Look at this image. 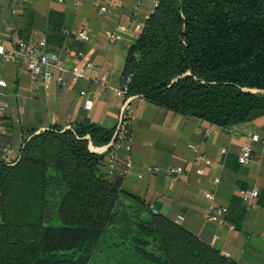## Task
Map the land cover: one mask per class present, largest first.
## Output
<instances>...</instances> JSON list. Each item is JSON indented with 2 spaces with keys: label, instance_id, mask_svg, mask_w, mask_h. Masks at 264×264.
<instances>
[{
  "label": "trees",
  "instance_id": "trees-1",
  "mask_svg": "<svg viewBox=\"0 0 264 264\" xmlns=\"http://www.w3.org/2000/svg\"><path fill=\"white\" fill-rule=\"evenodd\" d=\"M121 77L128 95L217 127L263 114L264 0H157ZM113 132L88 119L52 126L0 163V225L37 236L22 254L34 264H238L102 171L90 143Z\"/></svg>",
  "mask_w": 264,
  "mask_h": 264
},
{
  "label": "crops",
  "instance_id": "crops-1",
  "mask_svg": "<svg viewBox=\"0 0 264 264\" xmlns=\"http://www.w3.org/2000/svg\"><path fill=\"white\" fill-rule=\"evenodd\" d=\"M102 3L107 4V12L98 11ZM135 4L136 0H0V44L9 46L18 39L34 42L45 37L49 49L62 55H66V47L79 50L81 63H94L85 78L72 87H61L53 81H33L21 57L0 58V75L6 81L5 93L0 96V163H13L23 140L32 132L52 126L71 128L85 119L115 128L124 100L118 93L121 72L127 47L135 40L131 21ZM137 5L139 16L146 18L152 1L139 0ZM80 26L89 30L88 41L77 37ZM111 31L118 33L114 43L109 41ZM72 61L66 56L68 67ZM80 90H86L93 100L90 109L84 107ZM129 103L130 149L122 144L111 162L110 141L90 143L92 151L105 154L102 171L121 176L125 191L225 257L238 264H264V143L250 142L249 161L244 164L238 160L251 134L264 137V113L217 127L155 105L142 96L130 95ZM207 130H211L209 134ZM193 146L205 154L209 165L194 159ZM127 156L131 165L120 174ZM147 166H158L159 170L150 172ZM170 166H182L183 172L173 179ZM245 188L258 191L248 208L239 195ZM206 192L212 197H206ZM218 205L227 206L223 222L208 218Z\"/></svg>",
  "mask_w": 264,
  "mask_h": 264
},
{
  "label": "built area",
  "instance_id": "built-area-1",
  "mask_svg": "<svg viewBox=\"0 0 264 264\" xmlns=\"http://www.w3.org/2000/svg\"><path fill=\"white\" fill-rule=\"evenodd\" d=\"M58 2H63L64 0H57ZM131 10V21L135 28V39L138 37L143 29L144 22L146 18L139 16V10L137 2ZM152 1V8L150 13L153 12L154 8L157 6V0ZM98 11L103 13L108 11V6L105 3L98 5ZM77 37L82 41H88L90 38L89 30L86 26H80L76 32ZM118 38V33L116 31H111L109 33V41L114 43ZM66 55L60 54V52L49 49L47 46V40L45 37L39 38L37 41L29 42L23 39H18L9 46L0 44V58L3 60H12L15 58H23L25 60L26 70L33 81H42L45 83L55 82L61 87H72L79 80L86 77L87 71L94 67V63L91 60H86L85 62H80L82 52L79 50H74L72 48H64ZM69 56L73 58L71 66L65 64V58ZM105 78V76H103ZM129 78L122 81L118 93L124 96V100L120 106L119 116L117 123L114 128L113 136L110 140V158L112 162L115 158L118 149L122 144H124L127 150L130 149V123H131V109L129 103L130 95L127 94V82ZM6 81L0 75V96L5 93ZM79 96L82 98L83 105L86 109H90L93 105V100L88 96L86 90H80ZM2 112L3 108L0 105V130L2 127ZM211 130H207L205 133L209 134ZM249 140L244 143L241 147L238 160L240 163H247L250 159V142H261L264 143V137L254 133L248 138ZM195 155L194 159L197 162L203 163L204 165H209L210 160L200 152L195 146L192 147ZM130 159L127 156L124 166L120 170V174H124L128 171L130 167ZM110 171H112V164L109 165ZM147 171L157 172L159 170L158 166H147ZM202 172V169L198 170ZM168 172L171 174L173 179H176L178 175L183 172L182 166H170ZM214 183H218V178H214ZM240 197L244 200L246 207H250L255 201L258 191L252 188H245L239 191ZM205 196L212 197L211 192H206ZM227 213V206L218 205L214 208L213 213L209 214L210 220H217L220 222L224 221V216ZM230 228L233 227L232 224H228Z\"/></svg>",
  "mask_w": 264,
  "mask_h": 264
},
{
  "label": "rangeland",
  "instance_id": "rangeland-1",
  "mask_svg": "<svg viewBox=\"0 0 264 264\" xmlns=\"http://www.w3.org/2000/svg\"><path fill=\"white\" fill-rule=\"evenodd\" d=\"M252 91L256 92V90H252ZM261 93H264V91H262ZM104 155L105 154H103V156ZM7 209L10 212V214H8V218L10 216L11 219H13L15 217V214L17 213L16 210L12 205H8ZM18 235L22 236L21 239L23 241H20L18 239ZM15 241L16 243L13 244V242ZM35 246L36 247L38 246L37 236L30 229L22 228V230H20L18 227L14 225L11 226H7L6 224L0 225V259H1L0 264H34V256L31 254L28 255L22 254L21 251L27 250L28 247L31 249L32 247ZM170 255L177 256L178 254H170ZM93 264H99V263L93 262Z\"/></svg>",
  "mask_w": 264,
  "mask_h": 264
}]
</instances>
